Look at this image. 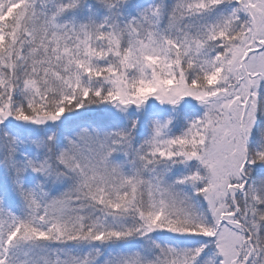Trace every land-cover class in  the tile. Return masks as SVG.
<instances>
[{
  "label": "snow or ice",
  "instance_id": "6c2138e0",
  "mask_svg": "<svg viewBox=\"0 0 264 264\" xmlns=\"http://www.w3.org/2000/svg\"><path fill=\"white\" fill-rule=\"evenodd\" d=\"M0 264H264V0H0Z\"/></svg>",
  "mask_w": 264,
  "mask_h": 264
}]
</instances>
